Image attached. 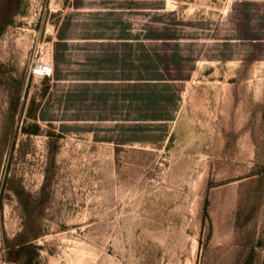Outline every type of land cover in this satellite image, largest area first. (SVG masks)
<instances>
[{"label":"rangeland","instance_id":"374dc122","mask_svg":"<svg viewBox=\"0 0 264 264\" xmlns=\"http://www.w3.org/2000/svg\"><path fill=\"white\" fill-rule=\"evenodd\" d=\"M0 264H264V0H0Z\"/></svg>","mask_w":264,"mask_h":264},{"label":"built area","instance_id":"2783aa9c","mask_svg":"<svg viewBox=\"0 0 264 264\" xmlns=\"http://www.w3.org/2000/svg\"><path fill=\"white\" fill-rule=\"evenodd\" d=\"M53 72V67L47 61H36L32 66V74L49 76Z\"/></svg>","mask_w":264,"mask_h":264}]
</instances>
